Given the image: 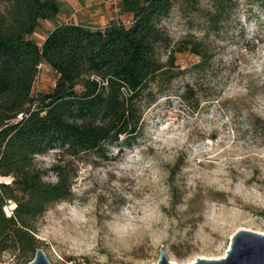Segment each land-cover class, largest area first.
<instances>
[{"label":"rangeland","instance_id":"obj_1","mask_svg":"<svg viewBox=\"0 0 264 264\" xmlns=\"http://www.w3.org/2000/svg\"><path fill=\"white\" fill-rule=\"evenodd\" d=\"M60 2L58 17L32 34L40 45L61 23L96 29L133 20L121 0ZM228 7L219 24L209 19L212 0H200L191 17L175 11L166 20L186 72L143 106L131 144L122 136L102 156L67 157L72 196L34 222L52 264H157L160 247L170 262L194 264L225 257L240 230L264 234V0ZM186 41L209 51L205 69H191L200 55L178 50ZM57 77L42 64L34 94L51 91ZM58 152L35 157L48 181H56ZM0 264H18L16 253L4 251Z\"/></svg>","mask_w":264,"mask_h":264},{"label":"trees","instance_id":"obj_2","mask_svg":"<svg viewBox=\"0 0 264 264\" xmlns=\"http://www.w3.org/2000/svg\"><path fill=\"white\" fill-rule=\"evenodd\" d=\"M212 2L209 19L219 24L231 15V0ZM199 3L121 0L122 10L132 13L130 25L61 23L40 45L32 34L41 20L58 17L60 0H0V177L12 178L0 183V254L16 253L18 264L35 257L41 245L35 220L72 196L76 171L67 157L92 151L102 156L122 136L131 144L143 106L186 72L176 63L166 20L175 11L191 17ZM178 50L201 56L192 70L205 69L212 58L192 41ZM42 64L57 73V81L51 91L34 94ZM54 148L56 181H48L35 157Z\"/></svg>","mask_w":264,"mask_h":264},{"label":"water","instance_id":"obj_3","mask_svg":"<svg viewBox=\"0 0 264 264\" xmlns=\"http://www.w3.org/2000/svg\"><path fill=\"white\" fill-rule=\"evenodd\" d=\"M28 264H52L42 248H38L35 257ZM157 264H175L170 262L164 249L160 247V259ZM194 264H264V234L251 230H240L232 237V243L225 257L220 259L199 258Z\"/></svg>","mask_w":264,"mask_h":264},{"label":"built area","instance_id":"obj_4","mask_svg":"<svg viewBox=\"0 0 264 264\" xmlns=\"http://www.w3.org/2000/svg\"><path fill=\"white\" fill-rule=\"evenodd\" d=\"M40 67H41V65H40ZM38 76H39V75H38ZM37 79H38V78H37ZM21 117H22V115H19V118H21ZM6 208H7V206H6ZM12 208H13V207H11V209H7V213H8V214L11 213Z\"/></svg>","mask_w":264,"mask_h":264},{"label":"bare ground","instance_id":"obj_5","mask_svg":"<svg viewBox=\"0 0 264 264\" xmlns=\"http://www.w3.org/2000/svg\"><path fill=\"white\" fill-rule=\"evenodd\" d=\"M11 207H13L14 208V205L12 204V206Z\"/></svg>","mask_w":264,"mask_h":264}]
</instances>
